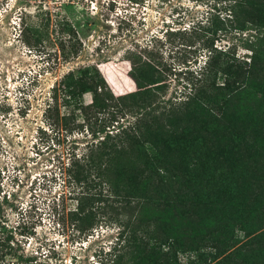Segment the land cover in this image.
<instances>
[{
  "label": "rangeland",
  "instance_id": "374dc122",
  "mask_svg": "<svg viewBox=\"0 0 264 264\" xmlns=\"http://www.w3.org/2000/svg\"><path fill=\"white\" fill-rule=\"evenodd\" d=\"M81 1L0 0V242L11 246L0 264H111L107 252L115 242L114 225L100 224L78 238L70 227L56 223L57 216L73 205L56 160H66L71 139L79 149L86 138L60 131L61 141L55 143V132L46 129L41 115L50 87L67 70L94 65L114 95L132 91L135 85L128 75L126 52L150 49L152 34L165 26L186 28L207 9L195 0ZM245 19L264 24V0H255ZM238 33L220 36L214 45L248 54L250 50L237 41L246 31ZM179 46L164 42L158 48L161 62L175 68L172 72L181 66L176 64L183 52ZM193 51L200 53L191 67L196 69L204 50L186 51L187 60L194 58ZM176 77L167 76L165 96L179 87ZM263 91L261 60L244 94L247 104L257 103ZM89 96L85 93L83 100L87 102ZM244 109L229 127L217 124L199 131L205 148L219 154L220 148H229L244 135L247 145L242 144L239 154L220 155L209 168L182 173L184 158L175 150L166 151L162 154L169 169L165 180L155 173L149 177L142 162L136 163L140 177L153 180L156 190L167 191L168 196L148 199L136 208L141 239L119 252V264H252L251 257L243 259L234 250L245 247L247 224L264 228V124L253 116L244 117ZM196 128L190 124L188 131L194 135ZM222 241L230 245L224 251L219 247ZM170 243L169 252L162 251ZM231 250L236 254L224 258Z\"/></svg>",
  "mask_w": 264,
  "mask_h": 264
},
{
  "label": "trees",
  "instance_id": "16d2710c",
  "mask_svg": "<svg viewBox=\"0 0 264 264\" xmlns=\"http://www.w3.org/2000/svg\"><path fill=\"white\" fill-rule=\"evenodd\" d=\"M195 1L207 7L199 19H192L186 28L165 26L157 32L159 35L150 36L147 45L150 49L126 52L134 90L114 95L94 65H78L52 84L42 109L43 122L46 129L55 132L56 144L61 141L60 131L86 138L79 149L71 139L66 160H56L73 205L55 221L63 229L70 227L78 238L100 224L114 225L115 242L107 252L111 264H119V252L129 250L141 239L138 228L141 219L135 213L136 208L148 199L160 201L168 196L167 191L156 190L153 180L140 177L141 171L136 169L138 161L142 162L145 174L152 177L155 173L159 180L168 178L169 169L162 154L169 150L184 158L182 173L202 166L209 168L220 155L239 154V148L247 145V140L243 142L244 135H240L239 141H233L229 148H220L219 154L205 148L200 130H211L217 124L229 127L242 108L244 117L253 116L264 124V96L257 103L247 104L244 95L251 72L264 60V24L259 19H245L255 0ZM236 31L238 34L246 31L238 35L237 41L250 50L248 54L238 55L230 48L214 45L220 36ZM164 42L181 45L183 52L176 60L181 66L176 67L177 72L171 71L175 68L170 63L160 60L158 48ZM195 44L199 46L196 48ZM186 49L204 50V58L196 69L191 67L200 53L193 51L194 58L189 61ZM169 75L177 76L179 87L165 96ZM219 77L221 80L217 81ZM85 93L90 95L87 102L83 100ZM244 106L252 107L253 111L248 113ZM190 124L197 127L192 131L194 135L188 131ZM152 192L157 195L152 196ZM233 219L234 216L229 218L231 222ZM245 227V247L234 251L243 259L251 257L252 264H264L259 262L264 259V228L252 229L249 224ZM171 245H164L162 251L169 252ZM229 246L222 241L219 247L224 251ZM10 249L6 241L0 242V259ZM234 251L224 258L236 254Z\"/></svg>",
  "mask_w": 264,
  "mask_h": 264
},
{
  "label": "built area",
  "instance_id": "2783aa9c",
  "mask_svg": "<svg viewBox=\"0 0 264 264\" xmlns=\"http://www.w3.org/2000/svg\"><path fill=\"white\" fill-rule=\"evenodd\" d=\"M33 1H38L39 2L40 0H33ZM57 1H60V2H57ZM77 1H80V0H52V3L53 4H60V3H72V2H77ZM82 1H86V0H82ZM90 7H92V4L90 5Z\"/></svg>",
  "mask_w": 264,
  "mask_h": 264
}]
</instances>
